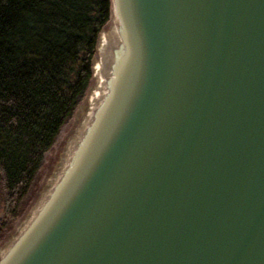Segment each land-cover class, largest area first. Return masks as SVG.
I'll use <instances>...</instances> for the list:
<instances>
[{
  "label": "water",
  "instance_id": "water-1",
  "mask_svg": "<svg viewBox=\"0 0 264 264\" xmlns=\"http://www.w3.org/2000/svg\"><path fill=\"white\" fill-rule=\"evenodd\" d=\"M105 25L0 264H264V0H110Z\"/></svg>",
  "mask_w": 264,
  "mask_h": 264
},
{
  "label": "trees",
  "instance_id": "trees-1",
  "mask_svg": "<svg viewBox=\"0 0 264 264\" xmlns=\"http://www.w3.org/2000/svg\"><path fill=\"white\" fill-rule=\"evenodd\" d=\"M110 0H0V210L17 207L91 79ZM0 224V236L3 232Z\"/></svg>",
  "mask_w": 264,
  "mask_h": 264
},
{
  "label": "rangeland",
  "instance_id": "rangeland-1",
  "mask_svg": "<svg viewBox=\"0 0 264 264\" xmlns=\"http://www.w3.org/2000/svg\"><path fill=\"white\" fill-rule=\"evenodd\" d=\"M108 25H105L104 29H107ZM87 94L84 92L83 96L78 101L75 109L71 116L61 127L59 134L50 148L45 154L43 164L41 165L38 173L35 175L27 193L23 196L18 204L16 214L11 217H5L3 210H0V224H2L3 232L0 236V249L6 243L7 239L14 233L18 225L23 222L26 215L28 214L31 205L34 203L38 194L42 190L43 185L46 183L51 172L53 171L54 165L58 161L60 155L63 152L65 144L72 135L76 125L79 122L80 115L86 105Z\"/></svg>",
  "mask_w": 264,
  "mask_h": 264
}]
</instances>
